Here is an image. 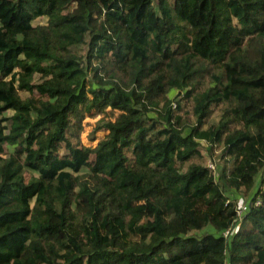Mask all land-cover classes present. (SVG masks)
<instances>
[{"label":"trees","instance_id":"trees-1","mask_svg":"<svg viewBox=\"0 0 264 264\" xmlns=\"http://www.w3.org/2000/svg\"><path fill=\"white\" fill-rule=\"evenodd\" d=\"M224 263L264 264V0H0V264Z\"/></svg>","mask_w":264,"mask_h":264},{"label":"rangeland","instance_id":"rangeland-1","mask_svg":"<svg viewBox=\"0 0 264 264\" xmlns=\"http://www.w3.org/2000/svg\"><path fill=\"white\" fill-rule=\"evenodd\" d=\"M46 20H47L46 17H40V18L34 20L33 23L34 24L45 23ZM176 96H177V91L171 92V97L174 98ZM85 121L87 122V125L85 127V131L82 133V136H81L82 143L85 144V145H94L96 143V140L98 139V137L104 135L105 133L99 131V132L96 133V139L95 140H91L90 137H89V131L92 129V126L95 123V120L91 119V118H87ZM214 121H215V119L211 120V122H214ZM205 162H206V160H205ZM242 197H243L242 199L245 200L244 201V204H245L247 202L248 198H246V196H244V195H242ZM230 198H234V196L231 194ZM208 231L209 230L207 229L205 231L198 232V234H202V233H205V232H208Z\"/></svg>","mask_w":264,"mask_h":264},{"label":"built area","instance_id":"built-area-1","mask_svg":"<svg viewBox=\"0 0 264 264\" xmlns=\"http://www.w3.org/2000/svg\"><path fill=\"white\" fill-rule=\"evenodd\" d=\"M207 166L209 167V168H211V169H213L214 170V168H215V166H214V163L211 161V160H208L207 161ZM260 202H261V199L259 198V197H257L256 199H255V205H258V204H260ZM247 210H249V203H242V204H240L239 206H238V209H237V220H236V226H237V224H239V222L241 221V219H242V216L245 214V212L247 211ZM232 230H233V228L231 229V228H228V229H226V230H224L223 231V233H222V235L225 237V238H229L230 237V235H231V233H232ZM225 253H226V251H225ZM224 264H228V263H224Z\"/></svg>","mask_w":264,"mask_h":264}]
</instances>
